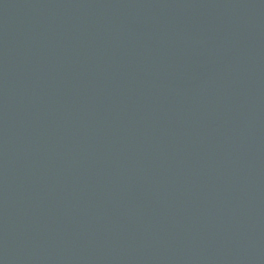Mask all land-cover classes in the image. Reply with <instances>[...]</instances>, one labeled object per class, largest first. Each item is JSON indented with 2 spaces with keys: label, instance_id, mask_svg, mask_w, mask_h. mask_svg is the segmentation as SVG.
Returning <instances> with one entry per match:
<instances>
[{
  "label": "water",
  "instance_id": "obj_1",
  "mask_svg": "<svg viewBox=\"0 0 264 264\" xmlns=\"http://www.w3.org/2000/svg\"><path fill=\"white\" fill-rule=\"evenodd\" d=\"M0 264H264V0H0Z\"/></svg>",
  "mask_w": 264,
  "mask_h": 264
}]
</instances>
